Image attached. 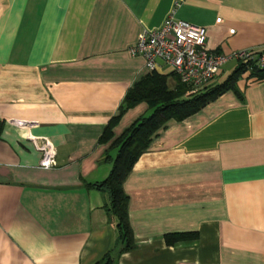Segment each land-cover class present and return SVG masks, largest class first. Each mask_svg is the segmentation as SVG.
Wrapping results in <instances>:
<instances>
[{"label":"crops","instance_id":"1","mask_svg":"<svg viewBox=\"0 0 264 264\" xmlns=\"http://www.w3.org/2000/svg\"><path fill=\"white\" fill-rule=\"evenodd\" d=\"M170 13L203 25L211 50L264 47V0H0V264H95L111 249V264H264V77L245 71L242 98L226 90L155 131L123 181L132 249L116 253L107 196L87 185L148 111L129 107L99 140L148 71L127 47ZM186 230L196 238L165 242Z\"/></svg>","mask_w":264,"mask_h":264},{"label":"trees","instance_id":"2","mask_svg":"<svg viewBox=\"0 0 264 264\" xmlns=\"http://www.w3.org/2000/svg\"><path fill=\"white\" fill-rule=\"evenodd\" d=\"M255 53H260V50ZM245 71H249V74L257 78L264 77V65H259L256 59H252L248 64L238 61L221 81L210 82L192 92H188L189 85L177 77L174 85L170 87L168 84L170 73L157 70L147 71L128 87L117 111L106 123L99 140L107 141L112 137L113 126L129 107L145 101L149 113L137 116L112 139L105 154V159L111 160L112 163L108 174L101 180L87 183L107 196L104 210L108 218L115 219L117 254L135 246L134 233L128 218V195L123 189V181L134 162L148 147L155 131L169 119L181 120L198 111L226 90L231 89L242 98L237 80ZM2 124L0 121V128ZM112 150H115L113 155ZM163 236L167 244H175L196 238L197 231H171L164 233ZM111 250L95 264H111L113 260Z\"/></svg>","mask_w":264,"mask_h":264},{"label":"built area","instance_id":"3","mask_svg":"<svg viewBox=\"0 0 264 264\" xmlns=\"http://www.w3.org/2000/svg\"><path fill=\"white\" fill-rule=\"evenodd\" d=\"M127 52L141 55L148 71H161L165 66L189 85L188 92L210 83L229 59L246 64L256 59V63L264 65V47L239 49L228 54L211 50L203 25L177 19L173 13L168 14L157 28L144 29L127 47ZM41 163L48 166L51 162L46 159Z\"/></svg>","mask_w":264,"mask_h":264},{"label":"rangeland","instance_id":"4","mask_svg":"<svg viewBox=\"0 0 264 264\" xmlns=\"http://www.w3.org/2000/svg\"><path fill=\"white\" fill-rule=\"evenodd\" d=\"M222 79H223V77L218 76V77H217V82L221 81ZM148 113H149V109H148V111H146L144 114H148Z\"/></svg>","mask_w":264,"mask_h":264}]
</instances>
